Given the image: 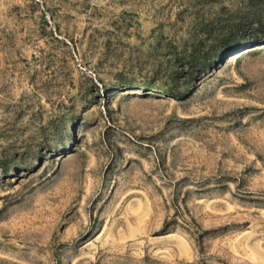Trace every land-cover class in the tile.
<instances>
[{"label":"rangeland","instance_id":"1","mask_svg":"<svg viewBox=\"0 0 264 264\" xmlns=\"http://www.w3.org/2000/svg\"><path fill=\"white\" fill-rule=\"evenodd\" d=\"M263 24L264 0H0V264H264Z\"/></svg>","mask_w":264,"mask_h":264},{"label":"trees","instance_id":"2","mask_svg":"<svg viewBox=\"0 0 264 264\" xmlns=\"http://www.w3.org/2000/svg\"><path fill=\"white\" fill-rule=\"evenodd\" d=\"M261 27H263V29H264V24L263 25H261ZM226 41L225 40H222L221 41V43H225ZM224 48V50H226V51H228L229 49H231V48H229V46H224L223 47ZM216 49L217 48H215V49H212V50H209V52H207L208 54H213L214 53V51H216ZM197 51V49L195 48V47H193V49H192V53L190 54V56H189V58H188V60L190 61V60H195V56L194 55H196V54H194L195 52ZM176 89H178V90H176ZM189 91V88L188 87H185V88H176V87H174V88H170V89H168V90H163V93H165V94H167V95H171V96H173V97H175V98H181V97H183L185 94H187V92Z\"/></svg>","mask_w":264,"mask_h":264}]
</instances>
